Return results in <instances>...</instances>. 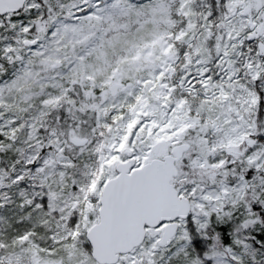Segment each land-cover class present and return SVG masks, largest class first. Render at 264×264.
I'll return each mask as SVG.
<instances>
[{"label":"snow or ice","instance_id":"6c2138e0","mask_svg":"<svg viewBox=\"0 0 264 264\" xmlns=\"http://www.w3.org/2000/svg\"><path fill=\"white\" fill-rule=\"evenodd\" d=\"M0 264H264V0H0Z\"/></svg>","mask_w":264,"mask_h":264}]
</instances>
